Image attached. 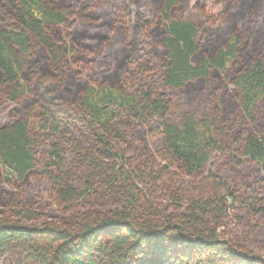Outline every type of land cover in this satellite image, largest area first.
<instances>
[{"label": "trees", "instance_id": "16d2710c", "mask_svg": "<svg viewBox=\"0 0 264 264\" xmlns=\"http://www.w3.org/2000/svg\"><path fill=\"white\" fill-rule=\"evenodd\" d=\"M216 1L0 0V264H264V0Z\"/></svg>", "mask_w": 264, "mask_h": 264}, {"label": "rangeland", "instance_id": "374dc122", "mask_svg": "<svg viewBox=\"0 0 264 264\" xmlns=\"http://www.w3.org/2000/svg\"><path fill=\"white\" fill-rule=\"evenodd\" d=\"M203 1H204L205 6H206V10L210 13H216L220 8V5H219L218 1H216V0H203ZM194 2H195V0H190L189 8L187 10L188 14L192 13V6H193ZM130 14H131V19H133L135 16V10L133 8L130 9Z\"/></svg>", "mask_w": 264, "mask_h": 264}]
</instances>
